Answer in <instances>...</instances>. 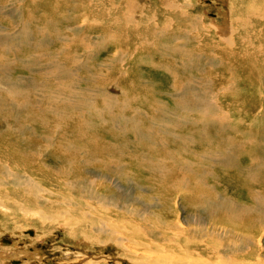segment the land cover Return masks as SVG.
I'll list each match as a JSON object with an SVG mask.
<instances>
[{
    "label": "rangeland",
    "instance_id": "obj_1",
    "mask_svg": "<svg viewBox=\"0 0 264 264\" xmlns=\"http://www.w3.org/2000/svg\"><path fill=\"white\" fill-rule=\"evenodd\" d=\"M110 1L0 0V170L7 165L10 172L31 175L43 167L34 179L52 201L37 203L31 196L24 210H16L14 190L25 188L3 187L1 236L40 246L44 264H64L65 246L81 251L82 242L90 243L91 252L80 262L91 257L92 263L129 264L124 249L101 247L104 237L84 235L105 223L119 228L124 212L118 207L127 205L151 211L153 218L166 213V226L179 213L191 228L195 219L208 229L226 228L236 246L229 261L264 264V93L259 96L257 88L264 78L228 70L220 59L227 53L217 48L226 31L215 28L225 29L230 15H237L216 17L226 9L218 0H206L210 9L194 1L189 6L185 0H131L139 7L128 8L135 16L131 22L122 18L126 2ZM247 5L248 0L241 4L238 18L243 13L255 27L263 9L249 14ZM250 32L245 42L259 34ZM260 36L264 43V31ZM111 38L128 49L120 51L126 53L125 65ZM97 40L102 42L95 45ZM145 41L155 47L133 57L132 50ZM255 67L264 72V58ZM124 69L129 78L122 76ZM246 80L252 84L244 94ZM222 82L227 98L219 89ZM5 85L20 89L10 97ZM252 92L256 96L248 99ZM214 99L221 110L203 112ZM8 150L20 157L12 159ZM4 180L0 174V184ZM185 182L205 194L208 205L199 210L178 200L182 193L196 196L192 189L171 193ZM136 217L124 221H139ZM22 228L35 232L33 240Z\"/></svg>",
    "mask_w": 264,
    "mask_h": 264
},
{
    "label": "bare ground",
    "instance_id": "obj_2",
    "mask_svg": "<svg viewBox=\"0 0 264 264\" xmlns=\"http://www.w3.org/2000/svg\"><path fill=\"white\" fill-rule=\"evenodd\" d=\"M122 1L126 2V4H125L126 10L122 14V18L124 19V21H127L129 18V20L132 22V20H135V19H133L135 16H133V12L131 14L129 12V10H131L132 8H133L132 9L133 11L137 10V8L139 10V7L138 6L135 7L134 4H130L131 0H111L110 3L112 5H115L116 3H121ZM135 1L139 2L141 0H135ZM148 1L152 3V0H148ZM156 1L157 0H154V3ZM185 1H187L189 6L190 5L193 6L192 2L194 1L193 4L196 6H201L203 8L207 7L208 9L211 8V6L206 3L207 2L206 0H185ZM244 1L245 0H218L217 1L218 6H222L223 8H226V9H221V10H219L218 13L215 12L217 15L216 17L223 19L226 14H229V12H232L233 14L237 15V17L230 15V17L226 21V28L225 29H223V28L221 29L218 26H217L218 28L217 27L215 28L216 30H218L217 33L222 32L224 30L226 31L225 35L223 33L224 36H222V40H223L222 43L217 48H218V50H220V53H222L223 51L227 53L226 57L222 56V58L220 57V59H221V61L227 63L228 70H230V71L234 70L233 72L237 73V72H242L241 70L245 69L243 73L249 78L252 76L251 73H254V72H256V74H255L256 77H259L261 75V78H264V72L256 69V67H255L257 64H259V58L260 57L264 58V43L262 42L261 36L257 37L258 35H260L264 31V15H263V13H264V0H248L247 8H249V11H248L249 14H251L252 12L259 11V10L263 9L262 11L258 12L259 13L258 15H256V16H258V20L260 22H256L255 27L250 26L251 24L242 15L243 13L241 14V19L238 18L237 12L239 11L241 4ZM177 2H178V0H177ZM189 6H186V7H189ZM128 8H129V10H128ZM190 8H193V7H190ZM176 9H178V6ZM175 11H177V10H175ZM138 13L140 14V12H138ZM134 14H135V12H134ZM169 14H171V13H169ZM204 14H205V12H204ZM199 17H198V19H199ZM210 21L212 23L216 22L215 20H212V19H210ZM153 26H154L153 28L158 27V26H156V24H154ZM203 26H204V24H203ZM73 29H72V31H73ZM251 30L253 33L258 32L259 34H255L252 37V39H255L257 37L254 42L252 39H249L250 41L245 42L244 40H248L249 33H251L250 32ZM77 31H79V28L77 29ZM197 31H199V30H197ZM200 32H201V30H200ZM202 32H204V31H202ZM243 35H245V36H243ZM161 38H163V37H161ZM111 39H112V41H115L118 44V47L115 50V52H116L115 55L119 54L120 59H118V61H120L123 65H125L123 63V60H125V59H124V56L122 54H126V53H120V51L126 52V51H128V49H125L123 47L121 39L120 40H114L113 38H111ZM66 41H67V39H66ZM239 41H241V42H239ZM71 42H72V40L68 44L71 45ZM101 42L102 41L97 40L95 45L100 44ZM151 45H152L151 42H147V41L139 44V49L132 50L133 57L136 56L138 54V52H140L139 54L147 53V51H148L147 49L155 47L154 45L153 46H151ZM191 45L192 44H190L189 46H191ZM210 48H212V47H210ZM169 50L171 51L170 48H169ZM61 51H62V49H61ZM189 52H190V49H189ZM168 53H170V52H168ZM144 59H146V58H144ZM151 59H148V60L150 61ZM151 61L148 63H152ZM241 65L243 67H241ZM262 69H264V67H262ZM60 73H63V71H61ZM246 73H249V74H246ZM121 74L125 78H129L131 76V73L128 72L127 69H124V71ZM60 77H61V75H60ZM254 79H255V77H253V80ZM247 81L248 80H246L244 82V84L247 83L246 86H244V84H243V86L245 87V90H244L245 93L244 94H246V92L248 91V88H250V85L252 84V81L250 83H248ZM223 83L224 82L219 83V89L221 92H223V97L227 98L230 93L226 90V87ZM259 83H261V84H259ZM257 84H258L257 88H259L258 89V95L261 96L264 93V83L258 82ZM5 87H7V88L4 89V92L6 94H10V97L12 96L13 93H18V90L20 89V85H19V87H16V88L9 87L6 85H5ZM229 87H231V86H229ZM232 87H234V86H232ZM234 90H233V92H234ZM261 91H263V92H261ZM227 93H229V94L227 95ZM250 96H256V94L252 92V94L249 95L248 99L251 98ZM12 102H13V104L16 103L17 105H19L18 104L19 102H15L14 100ZM218 102L219 101H217V100L215 101V99L212 100L209 104L205 105L202 108L203 112H206L209 109L221 110L220 105H218ZM23 103H25V102H23ZM219 104H220V102H219ZM206 115H210V114L207 113ZM215 121H216V119H215ZM213 145H215V144H213ZM51 147H53L54 149H57L56 145H52ZM26 148H29V147H26ZM10 152H11V150H8L6 152V154L11 155L12 159H16V156L20 157V155H18V153H11L10 154ZM229 159L231 160L232 158H229ZM26 164H28V163H26ZM40 165L41 164L39 163V166ZM6 167H8L10 170L12 169L6 165V166H4L3 169L0 170V174L5 178V180L2 181V183L0 184V196L3 197L4 199L6 198L7 193H5V190L3 189V187L22 186L25 188V189H15L14 190L17 193V194L13 193L16 195V198L17 199L20 198V200L13 199V205L16 208V210H21V209L24 210L23 205H24V203H25V205H27L28 203H30V201H32L30 199L31 196L34 197V200L37 203L41 202V201L52 202L48 198V196H49L48 190L45 189L44 187H42L40 184H38L34 179L35 176L38 175V173H41V171L44 169L43 167H41L38 171L31 173L32 176L28 173L23 174L21 171H18V170L14 171V172H10V171L6 170ZM217 173H219V172H217ZM217 173H215V174H217ZM228 175H229V173H228ZM5 181H7V182H5ZM63 182L66 183L64 180H63ZM66 186H68L70 191H73L74 186H71L70 184H67ZM191 186H187L186 182L182 183V184H180V187H176L177 189H175V188L171 189V193H176L177 191L178 192L189 191L190 189H192V194L196 195V196H194V197H191L188 195L186 196L182 193L178 200L183 199L184 202H189V204L192 207L197 206L196 208L201 210V208L204 207L203 204L208 205L207 203L204 202L205 199L203 196L205 194L203 195V193H201L199 190H197L193 187L190 188ZM26 194H29V195H26ZM182 197H185V198H182ZM178 200H177V197L174 199L176 207L178 206ZM25 201H27V202H25ZM132 208L133 207H129L127 205H123V206L118 207L119 210L121 209L122 213L124 212V215H123L124 217H122L118 220L119 222H121L119 225H117L119 228L113 227L112 225H110L108 223L107 224L101 223L102 225L95 229V233H87V235L86 234H84V235L86 236V238L89 237L88 236L89 234H95L96 236L104 237V238H102L104 240L100 242V243H102L100 245H103L101 247H106L107 245L113 247L115 245L120 249H124V253L128 255V258H131V262L129 264H238L237 262L229 261V260H231V258H229L230 254L233 253L234 251H236V246H232V242H233L232 237L233 236L229 233V231L226 228H223L222 230H220L217 226H215V227H211V229H208V226L199 219L197 221H196V219L194 220L195 223L196 222H198V223H196V226H194L195 228H191V226H188V225H186V223H183V221L180 218L179 213L176 214V219L174 221V224H172V225L169 224L166 226V223L170 222L169 217L166 213H164V212L161 214L158 213L159 215H153V216H155V218H153V217H151V215H152L151 211L150 212L144 211V212L140 213L138 211H134ZM178 211H180V209H176V212H178ZM31 212L35 214L38 211H31ZM41 216L43 218L45 215H41ZM59 216H61V215H59ZM136 216L139 217V219H138L139 221H137V219H134L133 223L132 222L128 223V222L124 221V220H129V219L132 220V218H134ZM226 217L229 218V215L227 214ZM44 218L41 220H44ZM48 218L49 217H47V219ZM65 218H66V216H65ZM230 218L234 219V218H236V216H234V214H232L230 216ZM69 223L67 226H69ZM236 227L237 226L234 225V229H236ZM0 229H1V226H0ZM16 229H20V228L16 227ZM22 229L25 230V231H23L24 235L26 234V232L29 231L28 228H26V229L22 228ZM70 230L71 231L74 230V227L71 226ZM209 231H210V233H209ZM1 232H2V229H1ZM1 232H0V264H14L15 261H20L19 263L23 264L25 259H27L30 264H44V260L42 259V255H43L42 249L43 248H41L40 246H37L36 248L27 247V246L25 247L23 242H20V241L16 242L15 239H10L11 241L9 240V242L7 243V246H6L1 242L3 239H8V238L1 236ZM29 232H32V237H31L32 239L31 240H33V238L35 237V232L32 230ZM69 233L71 234V232H69ZM26 236H29V235H26ZM192 238H194V240ZM36 240H37V233H36ZM251 244H253V243H251ZM68 245H70V244H68ZM82 245H84V248L81 251H78L77 249L72 248L71 245L65 246V252L61 255L62 262L64 264H67V263L68 264H75L79 260L81 261V259H83V258L85 259L86 258L85 255L88 252H91L90 243L85 244V242L84 243L82 242ZM243 247L244 246L242 245L241 248L243 249ZM52 249L53 248H50V250H52ZM120 249H118V250L121 251ZM245 249H246V247H245ZM116 251H117V249H116ZM117 253H119V252H117ZM94 257L96 258V255ZM98 257H100V256L98 255ZM89 259L85 260L84 262H80V261L79 262L83 263V264H102V263L89 262ZM45 264H46V262H45Z\"/></svg>",
    "mask_w": 264,
    "mask_h": 264
},
{
    "label": "flooded vegetation",
    "instance_id": "obj_3",
    "mask_svg": "<svg viewBox=\"0 0 264 264\" xmlns=\"http://www.w3.org/2000/svg\"><path fill=\"white\" fill-rule=\"evenodd\" d=\"M29 234H32V232H29ZM8 242H9V240L7 241V239H3L1 243H3V244H7ZM19 262H20V261H15L14 264H20ZM53 264H54V262H53ZM55 264H56V263H55Z\"/></svg>",
    "mask_w": 264,
    "mask_h": 264
}]
</instances>
